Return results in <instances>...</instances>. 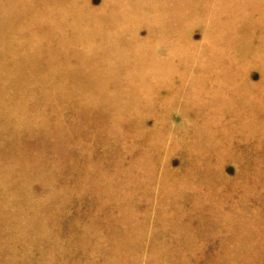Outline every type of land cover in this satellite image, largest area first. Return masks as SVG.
Here are the masks:
<instances>
[{
  "label": "rangeland",
  "instance_id": "374dc122",
  "mask_svg": "<svg viewBox=\"0 0 264 264\" xmlns=\"http://www.w3.org/2000/svg\"><path fill=\"white\" fill-rule=\"evenodd\" d=\"M137 1L0 0V264H264V0Z\"/></svg>",
  "mask_w": 264,
  "mask_h": 264
},
{
  "label": "bare ground",
  "instance_id": "6f19581e",
  "mask_svg": "<svg viewBox=\"0 0 264 264\" xmlns=\"http://www.w3.org/2000/svg\"><path fill=\"white\" fill-rule=\"evenodd\" d=\"M115 3H117V2H119V3H123V5H124V7H125V13H123V11H122V8L123 7H121L120 8V11H119V13H120V15L119 16H115V15H113V16H111L112 17V22L111 23H113V27L111 28V29H109L108 31H106L105 29V31H102V32H106V33H108L110 36H112V33H113V30H114V32L115 31H118V32H120L119 34L121 35L125 30V23L126 22H129V21H131V23H136L137 24V22H138V20L137 19H143V17L144 16H147V18L149 19V17H148V15L147 14H145V15H143V16H139L140 15V10H139V5H137L138 4V1L137 0H113ZM221 3H220V5L222 6V5H224V0H219ZM75 7H73V5L72 4H70V7H68L69 8V12H71L72 14H74L75 15V17H74V20H72L71 22H73V24L76 26V28L78 29L77 30V36H76V38H81L82 37V31H81V29H80V22H79V20L80 19H82V17H81V14H82V8L81 7H77L76 5H74ZM238 10L239 11H241V8H240V6H238ZM250 11V10H249ZM250 13V12H249ZM155 14H156V12H155ZM251 14V13H250ZM92 15H95V14H92ZM91 15V16H92ZM157 18V17H156ZM99 19L100 20H102L103 18H97L96 17V15L95 16H92V18L90 19V20H87V21H91V24L92 23H95L93 26H92V35H99V34H101L102 32H101V29L102 28H99L100 26H99ZM62 20V21H61ZM60 20V23H68V21L66 20V19H61ZM104 21V20H103ZM105 23V22H104ZM100 25H101V22H100ZM134 25V24H133ZM103 34V33H102ZM79 36V37H78ZM121 43V42H120ZM137 44V43H136ZM138 45V44H137ZM146 47V46H145ZM145 47H143V49L145 48ZM123 52H121V54H122ZM124 55H127V54H130L129 52H124L123 53ZM122 54V55H123ZM135 54H138L137 53V51L135 52ZM149 54V56L151 55V49L149 50V53H147V55ZM129 58H130V56H129ZM137 59H133L132 61H131V63H129V59H127V58H124V57H122V61H121V63H120V66L122 65H126V64H132V66H142V65H144L145 64V62L142 60H140V58L138 59V57H136ZM102 62V60H101V58H94V56L92 55V63H94V65H98L99 66V64ZM105 62H107L108 64H113V65H116V61H114V60H108V61H105ZM84 64V63H83ZM85 67V66H84ZM80 68V67H79ZM82 69L83 70H85L83 67H82ZM82 69H79V70H82ZM91 71H94V72H96V71H98V69H94L93 68V70H91ZM15 77V76H14ZM157 77V76H156ZM15 79H17V78H15ZM93 80H99L98 78H94ZM103 98V97H102ZM109 100V99H108ZM113 108V107H112ZM117 113V112H116ZM119 114V113H118ZM123 119V118H122ZM242 183V182H241ZM236 221V220H235Z\"/></svg>",
  "mask_w": 264,
  "mask_h": 264
}]
</instances>
